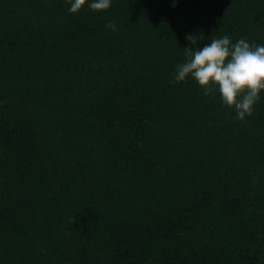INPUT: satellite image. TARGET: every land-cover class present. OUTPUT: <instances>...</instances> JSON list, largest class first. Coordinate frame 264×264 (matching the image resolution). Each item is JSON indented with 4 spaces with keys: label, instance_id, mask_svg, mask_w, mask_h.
Returning <instances> with one entry per match:
<instances>
[{
    "label": "trees",
    "instance_id": "obj_1",
    "mask_svg": "<svg viewBox=\"0 0 264 264\" xmlns=\"http://www.w3.org/2000/svg\"><path fill=\"white\" fill-rule=\"evenodd\" d=\"M69 8L0 0V264H264V92L170 83L189 35L264 45V0Z\"/></svg>",
    "mask_w": 264,
    "mask_h": 264
},
{
    "label": "clouds",
    "instance_id": "obj_2",
    "mask_svg": "<svg viewBox=\"0 0 264 264\" xmlns=\"http://www.w3.org/2000/svg\"><path fill=\"white\" fill-rule=\"evenodd\" d=\"M112 0H70L69 11L79 13L86 5L95 12H104L111 7ZM116 31L114 22L107 25ZM192 47L183 49L186 61L180 64L172 84L194 79L205 95L220 94L222 103L236 111V119L251 116L253 107L264 92V45H250L240 39L232 43L229 36L211 38L202 48L198 40L204 37H186Z\"/></svg>",
    "mask_w": 264,
    "mask_h": 264
}]
</instances>
